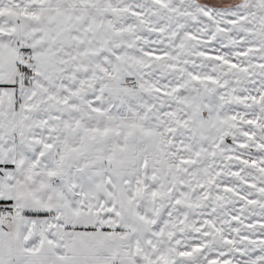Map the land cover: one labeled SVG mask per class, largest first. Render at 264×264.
<instances>
[{
  "label": "snow or ice",
  "instance_id": "snow-or-ice-1",
  "mask_svg": "<svg viewBox=\"0 0 264 264\" xmlns=\"http://www.w3.org/2000/svg\"><path fill=\"white\" fill-rule=\"evenodd\" d=\"M0 264H264V0H0Z\"/></svg>",
  "mask_w": 264,
  "mask_h": 264
}]
</instances>
